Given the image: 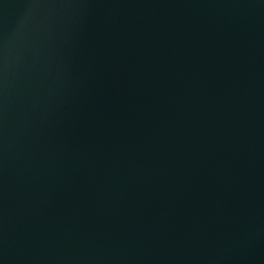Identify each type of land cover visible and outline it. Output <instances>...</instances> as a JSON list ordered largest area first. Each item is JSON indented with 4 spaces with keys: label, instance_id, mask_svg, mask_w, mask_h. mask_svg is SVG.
Segmentation results:
<instances>
[{
    "label": "water",
    "instance_id": "water-1",
    "mask_svg": "<svg viewBox=\"0 0 264 264\" xmlns=\"http://www.w3.org/2000/svg\"><path fill=\"white\" fill-rule=\"evenodd\" d=\"M0 264H264V0H0Z\"/></svg>",
    "mask_w": 264,
    "mask_h": 264
}]
</instances>
